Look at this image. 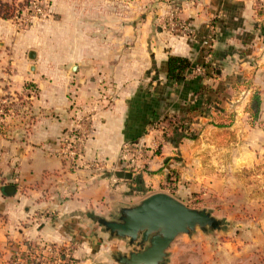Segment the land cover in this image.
Segmentation results:
<instances>
[{
	"label": "crops",
	"instance_id": "1",
	"mask_svg": "<svg viewBox=\"0 0 264 264\" xmlns=\"http://www.w3.org/2000/svg\"><path fill=\"white\" fill-rule=\"evenodd\" d=\"M254 4L181 0L183 36L146 21L124 23L116 36L115 21L95 23L96 32L107 27L106 39L78 33L75 52L50 58L39 74L12 69L17 62L0 51V264L43 246L67 250L70 264H117L125 243L92 217L108 219L154 193L206 210L252 203L250 181L264 182V6ZM169 57L190 62L184 81L167 79ZM173 116L186 125L178 145L154 129ZM79 120L89 130L84 158L102 170H70L59 157ZM215 217L236 228L178 237L166 264H264V216Z\"/></svg>",
	"mask_w": 264,
	"mask_h": 264
},
{
	"label": "rangeland",
	"instance_id": "2",
	"mask_svg": "<svg viewBox=\"0 0 264 264\" xmlns=\"http://www.w3.org/2000/svg\"><path fill=\"white\" fill-rule=\"evenodd\" d=\"M24 4L19 17L5 21L0 19V51L13 57L17 64L12 69L39 74L44 68L52 67L50 58L64 57L76 50V36L84 31L86 35H99L106 39L108 29L96 32L95 23L115 21V35L119 34L124 23H151L159 31L170 35L183 36L187 32L179 13L181 0H15ZM264 3L255 0V10H263ZM186 30H178L175 24ZM85 28L82 29V25ZM214 31V28H210ZM87 30V32H86ZM209 34V33H208ZM111 35V34H110ZM208 36V35H207ZM206 36V37H207ZM205 37V38H206ZM204 38V39H205ZM216 38V36H215ZM203 39V40H204ZM66 53V54H65ZM58 62V61H57ZM30 66V67H29ZM75 70H73L74 72ZM32 92L37 91L35 84L27 83ZM34 94V93H33ZM260 165L259 167H262ZM245 177H251L252 171H246ZM264 178V172L261 174ZM250 181L252 203L245 201L244 207L217 206L210 211L214 216H264V182ZM152 195V194H151ZM150 196V195H149ZM146 198V197H145ZM200 202L187 206L202 209ZM239 213H238V212ZM244 211V212H243ZM230 228H236V222H225ZM126 253V252H125ZM121 253L116 254L119 255ZM8 264H40L29 256H14Z\"/></svg>",
	"mask_w": 264,
	"mask_h": 264
},
{
	"label": "water",
	"instance_id": "3",
	"mask_svg": "<svg viewBox=\"0 0 264 264\" xmlns=\"http://www.w3.org/2000/svg\"><path fill=\"white\" fill-rule=\"evenodd\" d=\"M92 220L109 240L125 243L128 251L114 257L117 264H166L167 251L178 237L225 230V222L210 211L190 208L165 193L119 207L108 219Z\"/></svg>",
	"mask_w": 264,
	"mask_h": 264
},
{
	"label": "built area",
	"instance_id": "4",
	"mask_svg": "<svg viewBox=\"0 0 264 264\" xmlns=\"http://www.w3.org/2000/svg\"><path fill=\"white\" fill-rule=\"evenodd\" d=\"M174 26L177 27L179 31L186 30L182 25L175 24ZM215 39L214 31L211 29L208 36L202 41V48L206 51V57L210 55ZM196 72L202 73L204 69L198 67ZM5 103V101H0V115L3 113V105ZM154 129L155 132L161 136L162 141H165L166 138L170 137L172 134V128L165 126L163 123H158ZM88 132L87 126H84V124L82 125V120H79L64 142L59 157L68 169L74 170L77 166H86L92 171L103 169L101 162H87L84 158ZM130 152H133V150L129 149V147L123 149V154L125 155ZM29 256H31L33 260L40 262V264H70L69 252L55 246H43L42 249L35 251V253L29 252Z\"/></svg>",
	"mask_w": 264,
	"mask_h": 264
},
{
	"label": "trees",
	"instance_id": "5",
	"mask_svg": "<svg viewBox=\"0 0 264 264\" xmlns=\"http://www.w3.org/2000/svg\"><path fill=\"white\" fill-rule=\"evenodd\" d=\"M24 4L16 3L15 0H0V19L9 21L16 17H19L22 12ZM190 67V62L186 58L181 57H169L167 60V79L172 82L184 81L186 71ZM260 106V100L257 95L253 96L252 104L249 108L250 114L254 117L257 116ZM159 123V122H158ZM162 123L172 128V134L166 138V142L178 145L180 141L185 137L184 133L186 125L179 121L176 117L165 118ZM160 153V148L156 151ZM173 175L168 174L166 176V185L169 188H173L174 184Z\"/></svg>",
	"mask_w": 264,
	"mask_h": 264
}]
</instances>
